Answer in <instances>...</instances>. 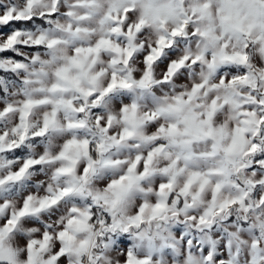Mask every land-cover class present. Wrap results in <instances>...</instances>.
<instances>
[{
	"label": "clouds",
	"instance_id": "9594fccd",
	"mask_svg": "<svg viewBox=\"0 0 264 264\" xmlns=\"http://www.w3.org/2000/svg\"><path fill=\"white\" fill-rule=\"evenodd\" d=\"M0 264H264V0H0Z\"/></svg>",
	"mask_w": 264,
	"mask_h": 264
}]
</instances>
